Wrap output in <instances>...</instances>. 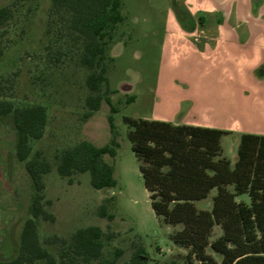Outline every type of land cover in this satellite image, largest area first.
Returning a JSON list of instances; mask_svg holds the SVG:
<instances>
[{
	"label": "rangeland",
	"instance_id": "rangeland-1",
	"mask_svg": "<svg viewBox=\"0 0 264 264\" xmlns=\"http://www.w3.org/2000/svg\"><path fill=\"white\" fill-rule=\"evenodd\" d=\"M122 1L126 19L110 42L109 83L102 87L117 109L112 113L105 100L99 111L92 112L86 105L92 94L86 84L91 71L81 63L83 42L70 28L71 15L57 10L52 0H0V9L12 11L0 27V100H10L17 107L47 108L44 136L32 142L29 159L40 151L53 166L44 178L45 202L50 201L45 209L56 222L40 219L37 223L40 244L57 264L85 263L71 254L69 245L50 244L48 239L58 236L69 241L77 230L90 226L110 236L104 241L102 258L93 264H111L118 251L122 255L114 264H125L140 250L148 257L143 264L186 262L188 250L171 239L183 225L160 222L152 210L126 117L231 130L234 134L222 138V147L232 168L242 134L264 135V82L257 78L264 61L256 63V44L246 49L227 46L218 57L205 56L201 43L179 36L172 0ZM229 1L231 8L247 13L244 0ZM253 1L258 8L264 4V0ZM182 3L186 5L185 0ZM200 18H195L197 28L204 25ZM113 139L117 155H106L104 160L114 167V188L95 189L89 172L70 178L59 175L57 156L64 150L85 140L103 147ZM14 146V131L0 122V264L15 254L30 217L31 179L26 162L14 156ZM217 192L214 189L207 199L196 202L197 208L211 211ZM242 198L249 202L248 195ZM102 206L106 217L100 214ZM222 233L216 227L212 239ZM63 251L69 254L64 261ZM208 253L221 264V255L211 248Z\"/></svg>",
	"mask_w": 264,
	"mask_h": 264
},
{
	"label": "trees",
	"instance_id": "trees-1",
	"mask_svg": "<svg viewBox=\"0 0 264 264\" xmlns=\"http://www.w3.org/2000/svg\"><path fill=\"white\" fill-rule=\"evenodd\" d=\"M57 10L71 15L70 28L83 42L81 63L91 73L86 84L91 95L87 107L99 111L105 100L112 113L117 109L102 92L108 85L106 64L110 42L117 27L126 17L122 0H52ZM183 0H172V9L183 31L192 33L197 21ZM12 15L9 7L0 9V27ZM203 22V18H200ZM132 103L133 99H129ZM47 108L43 105L17 107L10 100H0V122L15 133L14 156L26 162L31 179V205L21 240L15 245V254L1 264H57L56 257L40 244L38 220L55 223L56 217L45 206L44 178L53 166L36 152L31 159L32 142L41 140L47 125ZM132 128L129 140L139 161V170L149 194L151 207L160 222L183 225L171 235L172 241L188 250L185 264H219L208 253L211 248L222 256L221 264H264V135L242 134L238 160L234 168L223 154L222 138L229 131L173 124L162 120L125 118ZM114 133L113 117H109ZM115 139L103 147L82 141L57 156V171L62 178L89 172L95 189L114 188L117 185L114 167L104 156L117 155ZM234 186V191L230 187ZM217 189L211 211L200 210L196 202L208 198ZM248 195L249 202L238 198ZM106 217L104 206L100 212ZM113 219V216H109ZM216 226L223 233L212 239ZM100 227L77 230L68 241L58 236L48 239L50 244L69 245L71 254L85 264H93L103 256L104 241L109 239ZM63 251L61 259L68 256ZM118 251L115 260L120 258ZM148 257L143 250L135 253L125 264H143ZM115 260L111 263L114 264Z\"/></svg>",
	"mask_w": 264,
	"mask_h": 264
},
{
	"label": "crops",
	"instance_id": "crops-1",
	"mask_svg": "<svg viewBox=\"0 0 264 264\" xmlns=\"http://www.w3.org/2000/svg\"><path fill=\"white\" fill-rule=\"evenodd\" d=\"M226 1L217 4L214 0H185L193 17L201 16L204 25L196 28L192 33H187L180 28L179 36L186 40L193 38L196 43L204 46V51L201 52L203 55L206 56L208 53L213 57L221 55V50L227 49V46L246 49L256 44L258 48L255 54L256 63H262L264 61V4L262 3L258 8L256 4L253 6V0H244L248 11L242 13L240 10L236 11L235 7L231 8V5H228L230 1ZM253 11L257 13L253 15ZM257 78L261 83L264 82V70L257 74ZM223 130L234 134L231 130ZM238 199L244 200L242 196Z\"/></svg>",
	"mask_w": 264,
	"mask_h": 264
}]
</instances>
